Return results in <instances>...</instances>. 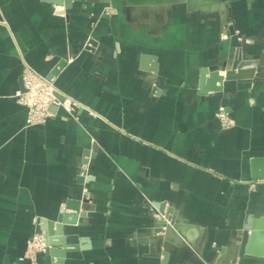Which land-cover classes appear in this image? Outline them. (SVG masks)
<instances>
[{
  "label": "crops",
  "instance_id": "obj_1",
  "mask_svg": "<svg viewBox=\"0 0 264 264\" xmlns=\"http://www.w3.org/2000/svg\"><path fill=\"white\" fill-rule=\"evenodd\" d=\"M215 1L145 16L125 0H75L71 9L0 0V264H34L26 256L37 221L75 214L67 204L85 195L87 215L65 225L81 248L69 264H163L149 240L162 202L179 221L169 264L216 263L223 248L247 241L249 218L264 216V82H224L203 101L195 77L238 52L264 66V0ZM61 60L57 88L95 116L53 106L45 125L27 126L17 101L25 67L50 77ZM153 65L157 75L142 70ZM239 251V264H264Z\"/></svg>",
  "mask_w": 264,
  "mask_h": 264
},
{
  "label": "water",
  "instance_id": "obj_2",
  "mask_svg": "<svg viewBox=\"0 0 264 264\" xmlns=\"http://www.w3.org/2000/svg\"><path fill=\"white\" fill-rule=\"evenodd\" d=\"M56 6H63L66 9H71L73 1L75 0H44ZM84 1V0H76ZM153 1V2H152ZM199 2V0H197ZM129 6L138 7L144 10V15L147 16L148 8L154 9L158 7H166L170 5H178L184 0H125ZM152 2V3H149ZM190 2V0H189ZM229 22L227 23V25ZM231 35H235V30L229 26ZM92 46H96V42L92 40L90 42ZM258 55L250 56L238 52L232 59H225L219 64H214L207 67L199 68V73L195 77L197 84V94L203 101L210 95V93L216 94L224 90V82H238V83H253L264 82V66H253L254 61L259 60ZM155 58L148 57L147 61H155ZM67 66L66 60H61L57 69L54 70L49 78H53L59 73V70ZM142 70L146 74L148 71L153 72L156 75L159 72L158 66L153 65L152 68L147 66L142 67ZM221 72H225V76H222ZM144 74V75H145ZM154 78V77H153ZM61 101H64V97L60 96ZM91 154V150L85 152V156L88 157ZM89 160L86 158L82 162V166L88 165ZM264 178V177H263ZM87 179L86 170H82L79 181H85ZM87 195L84 196L82 201L76 203H68L66 210L75 211V214H69L62 212L56 222L47 221L45 219H39L37 221V234H45L47 241V248L44 251L46 264H69L65 256L68 253L79 252L80 247L78 245H71L67 242L65 236V225H76L79 217H85L90 208L87 206ZM157 206V207H156ZM153 212L156 215L154 222L155 226L150 230L149 240L154 250L158 254L164 256V263L169 264V261L173 257L172 253L165 248H170L161 236L166 232V228L169 227V223L172 222L175 216V210L168 208L167 202L154 205ZM245 230L250 234L245 243L240 245L232 244L231 247H226L221 250L223 253L235 252V258H237V251L243 245V257L246 259H259L264 260V216L258 219H254L252 216L249 218L247 224L244 226ZM233 246V247H232ZM240 246V247H239ZM176 247V246H175ZM174 248V247H171ZM234 248V249H233ZM176 254H174V257ZM57 258L58 261H53V258ZM234 258V259H235Z\"/></svg>",
  "mask_w": 264,
  "mask_h": 264
},
{
  "label": "built area",
  "instance_id": "obj_3",
  "mask_svg": "<svg viewBox=\"0 0 264 264\" xmlns=\"http://www.w3.org/2000/svg\"><path fill=\"white\" fill-rule=\"evenodd\" d=\"M55 12L61 16L66 15L63 8H57ZM23 84L24 91L18 94L17 101L27 108V126L45 125L57 115L51 111L53 106L66 112L73 119L77 118L79 111L88 110L75 99L60 91L55 84L54 77L49 78L42 75L28 65L23 72ZM60 96L65 98L64 101H61ZM88 112L93 114L91 110ZM29 248L33 252L35 251V256L44 253L47 248L45 235H35L29 242Z\"/></svg>",
  "mask_w": 264,
  "mask_h": 264
},
{
  "label": "bare ground",
  "instance_id": "obj_4",
  "mask_svg": "<svg viewBox=\"0 0 264 264\" xmlns=\"http://www.w3.org/2000/svg\"><path fill=\"white\" fill-rule=\"evenodd\" d=\"M151 1V0H150ZM210 1L212 0H207L206 3H209ZM153 2V1H152ZM152 2H149V3H152ZM205 2V0H199V2L197 0H184V2H181L179 4H187L189 6L190 9H194V8H197L199 7L200 5H203ZM223 9V8H222ZM227 23H225L226 25ZM157 204H160V203H157ZM157 207V206H156ZM176 215V213H175ZM169 227L166 228V232L165 233H162L161 236L164 238L165 242H167V244H170L172 243L170 240L173 241V238H172V233L174 234L175 233V230H177L178 228V225H179V221L174 219L172 220V222L169 223ZM164 235V236H163ZM174 242V241H173ZM177 244V243H176ZM175 245V244H174ZM175 246H180V245H175ZM235 257L233 255H231L229 252L227 253H223L221 252V254L219 255L217 261H216V264H232L235 259Z\"/></svg>",
  "mask_w": 264,
  "mask_h": 264
},
{
  "label": "rangeland",
  "instance_id": "obj_5",
  "mask_svg": "<svg viewBox=\"0 0 264 264\" xmlns=\"http://www.w3.org/2000/svg\"><path fill=\"white\" fill-rule=\"evenodd\" d=\"M212 2H219V1H215V0H212V1H210L209 3H212ZM164 8H166V7H164ZM198 8V7H197ZM194 9H196V8H194ZM214 13V12H213ZM212 12L211 13H205L204 14V16H206V15H211V14H213ZM213 16H214V14H213ZM230 23H231V19L229 20V24H228V26H230ZM227 26V24L226 25H224V27H226ZM227 29V28H226ZM21 105V104H20ZM87 111H89V109L87 110ZM93 112V111H92ZM93 116H95V113L93 112V114H92ZM218 117H219V119H220V121H221V125H222V127L223 128H229V127H231L232 125H233V120L229 117V115L224 111V109H221L220 110V112L218 113V115H217ZM30 242V241H29ZM29 242H28V251H27V256H26V259H28V260H30L31 262H33L34 264H37V258H38V254L35 256L34 255V252L32 251V249L31 248H29ZM180 247V246H179ZM179 247H174V248H179ZM34 250V249H33ZM33 252V253H32ZM240 256V251L238 250L237 251V260H236V262H235V264H239V261H238V257ZM205 264H207L206 262H205ZM212 264H216L215 262L214 263H212Z\"/></svg>",
  "mask_w": 264,
  "mask_h": 264
}]
</instances>
